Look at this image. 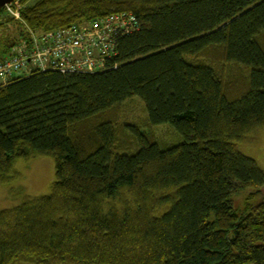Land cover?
I'll list each match as a JSON object with an SVG mask.
<instances>
[{
	"label": "trees",
	"instance_id": "1",
	"mask_svg": "<svg viewBox=\"0 0 264 264\" xmlns=\"http://www.w3.org/2000/svg\"><path fill=\"white\" fill-rule=\"evenodd\" d=\"M19 1L34 31L122 11L138 27L102 72L0 89V184L18 159L56 167L50 193L0 210V264H264V169L239 147L264 130V0ZM23 29L0 19V59ZM134 96L149 124L128 123L136 144L120 151L114 112ZM162 124L183 140L162 147Z\"/></svg>",
	"mask_w": 264,
	"mask_h": 264
},
{
	"label": "built area",
	"instance_id": "2",
	"mask_svg": "<svg viewBox=\"0 0 264 264\" xmlns=\"http://www.w3.org/2000/svg\"><path fill=\"white\" fill-rule=\"evenodd\" d=\"M4 12L19 21L24 34L0 59V89L34 72H102L118 55V37L138 27L135 13L122 11L68 27L34 31L23 20L19 0L7 4Z\"/></svg>",
	"mask_w": 264,
	"mask_h": 264
},
{
	"label": "rangeland",
	"instance_id": "3",
	"mask_svg": "<svg viewBox=\"0 0 264 264\" xmlns=\"http://www.w3.org/2000/svg\"><path fill=\"white\" fill-rule=\"evenodd\" d=\"M36 1L30 0L29 3L33 4ZM4 16L5 12H0V19ZM10 32L12 33L11 35H14V28L11 27ZM217 55L220 58L219 50ZM202 60L209 62L213 61L214 58L208 55V57L204 56ZM221 62L223 63V60ZM235 71L239 72L241 70L236 68V66L224 68V77L231 81L232 74L230 73ZM114 113H117L119 117L118 130L119 133L121 132L118 148H120V151H126L128 144L129 146L130 144H136L135 137L126 128V125L131 122L141 126L149 124L147 108L141 98L134 96L118 105ZM152 131L162 147H164L163 145L168 146L183 140V137L170 124L156 125L152 128ZM239 147L244 154L256 159L264 169V130L240 144ZM15 168L21 174V177L7 185L0 184V210L21 204L26 196H41L50 193L51 185L56 178L55 161L51 156L42 155L28 160L18 159L15 163ZM255 190L253 187H248L235 196L234 200L238 209L245 204L246 198ZM258 199L260 197L256 199L249 198L248 202L257 203Z\"/></svg>",
	"mask_w": 264,
	"mask_h": 264
},
{
	"label": "water",
	"instance_id": "4",
	"mask_svg": "<svg viewBox=\"0 0 264 264\" xmlns=\"http://www.w3.org/2000/svg\"><path fill=\"white\" fill-rule=\"evenodd\" d=\"M15 0H0V12H2L5 6L9 3L14 2Z\"/></svg>",
	"mask_w": 264,
	"mask_h": 264
}]
</instances>
